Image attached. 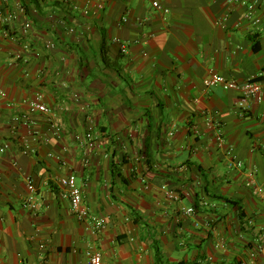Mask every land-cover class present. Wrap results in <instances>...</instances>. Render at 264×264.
<instances>
[{"label": "crops", "instance_id": "crops-1", "mask_svg": "<svg viewBox=\"0 0 264 264\" xmlns=\"http://www.w3.org/2000/svg\"><path fill=\"white\" fill-rule=\"evenodd\" d=\"M246 13L232 0H0V264H87L90 250L103 264H264V103L205 85L211 72L262 79L264 0L259 26ZM71 174L107 221L100 236L62 196Z\"/></svg>", "mask_w": 264, "mask_h": 264}, {"label": "built area", "instance_id": "built-area-1", "mask_svg": "<svg viewBox=\"0 0 264 264\" xmlns=\"http://www.w3.org/2000/svg\"><path fill=\"white\" fill-rule=\"evenodd\" d=\"M234 4H238L243 6L247 9L246 19L247 22L251 26H259L261 24V19L259 16L256 15L259 4L261 0H232ZM153 8L163 11L164 13H169L168 9H165L159 4L158 2L153 3ZM17 19V14L9 15L5 21H14ZM70 32H74L72 29ZM51 47H54L52 44ZM123 52H127L126 47H123ZM262 77L261 80L258 81H244L239 82L234 79L227 78L219 73L211 72L210 75L205 80V85L207 87H220L224 91H233L240 95L241 101L240 106H243L248 101H255L259 104L264 103V74L260 75ZM31 112H41L45 114H50L52 111L45 106L44 104H33L31 106ZM210 127H216L217 129V136L216 142L220 147L224 145V132L223 128L220 124H215L213 122H209ZM195 134L198 132L195 131ZM171 135H173L171 133ZM78 141H83L87 139L88 141H93L94 137L92 133L86 134V136L78 135L76 137ZM8 145H2L0 147V160L2 155L7 151ZM233 166L236 168H241L243 166L242 162L232 156ZM250 180L254 179V174L250 173L249 175ZM60 185L63 188L62 196L69 200L71 211L74 216L84 224L89 231V233L93 236H100L102 235L107 229V221L104 218H101L93 213L90 207L85 203L84 195L82 188L78 185L77 177L74 174H71L67 177H64L60 180ZM27 189L30 193L29 198L26 202V207H28L32 212L36 213L39 210V203L36 200V188L33 182L30 179H27ZM167 197L169 199L176 198V194L171 191L166 190ZM259 194L263 196L264 200V191L263 189L259 190ZM186 215H191L195 213V210L188 209L184 210ZM224 243H222L219 247L224 248ZM43 248V246H41ZM211 264L213 263V259L209 260ZM87 264H103V256L100 251L97 250H90L87 252Z\"/></svg>", "mask_w": 264, "mask_h": 264}]
</instances>
